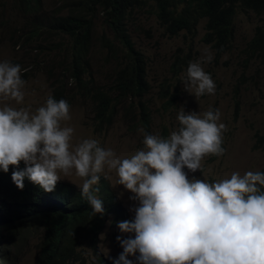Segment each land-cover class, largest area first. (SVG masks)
Returning <instances> with one entry per match:
<instances>
[{"label": "clouds", "instance_id": "9594fccd", "mask_svg": "<svg viewBox=\"0 0 264 264\" xmlns=\"http://www.w3.org/2000/svg\"><path fill=\"white\" fill-rule=\"evenodd\" d=\"M212 58L205 53L181 76L184 90L198 101L215 94V82L202 67ZM21 71L19 64L0 61V169L16 166L12 180L20 189L27 177L52 192L61 178L74 175L82 180L81 195L93 215L105 212L95 195L100 189L94 188L102 176L133 193L129 199L139 202L130 209L134 218L117 222L130 235L116 237L123 251L115 264H264V172H233L209 182L189 179L185 171L200 170L206 177L204 158L224 155L226 125L218 109L198 113L181 107L178 128L167 137L141 128L144 147L120 157L94 138L73 143L64 99L49 94L35 111L7 103H24Z\"/></svg>", "mask_w": 264, "mask_h": 264}, {"label": "rangeland", "instance_id": "374dc122", "mask_svg": "<svg viewBox=\"0 0 264 264\" xmlns=\"http://www.w3.org/2000/svg\"><path fill=\"white\" fill-rule=\"evenodd\" d=\"M17 0H0V61H9L21 66V76L25 80V100L22 105L10 101L13 107H28L32 111L41 106L46 97L54 94L56 85L63 87L70 99L71 120L65 122L75 129L73 143L85 138L98 140L102 147L112 148L118 156L127 157L142 149L143 133L139 130V107L132 108L127 115L120 111L108 129L96 131L92 120V104L78 95V90L69 79L68 65L71 61V39L56 33L36 35L29 31V19L16 6ZM43 14L68 12L66 0H43ZM158 17L154 0H145L134 9L126 21L128 32L137 49L145 56L148 66V80L151 90L147 102L152 109V133L167 137L171 130L178 128L177 114L181 107L186 112L203 113L208 109L220 111V121L226 125L223 132L225 149L223 156H206L202 161L207 176L200 170L188 172L189 179L206 178L209 182L230 177L233 172L243 175L247 171L264 168V151L255 148L258 134H264V63L259 54L248 50L256 28L264 26V13L237 7L234 35L228 49L220 51L204 40L206 20H200L194 34L185 31L169 35ZM104 36L113 40L115 49L122 52V44L99 15L95 20L93 46L90 56V75L98 83L109 86L117 60L104 45ZM205 53L212 55L210 63H203L204 70L215 82L214 95L205 94L198 101L194 95L184 90L181 76L186 73L190 62L199 61ZM182 65L174 70L175 62ZM169 88L168 97H176L174 105L165 107L163 87ZM166 94V93H165ZM4 102H0V107ZM113 180L115 174L113 173ZM101 177L100 182L102 181ZM81 189L82 180L74 175L61 178ZM74 181V182H73ZM111 185V183H110ZM97 186V185H96ZM95 187V186H94ZM112 187V185H111ZM131 216L130 209L138 206V201L130 200L133 195L123 186L112 187ZM45 228L35 223L27 232L22 246L13 243L11 264H38L40 246ZM122 234L117 225L107 221L96 240L97 250L87 237L81 239L70 260V264H101L103 257L107 264H115L123 251L116 237ZM135 259L134 257H129Z\"/></svg>", "mask_w": 264, "mask_h": 264}, {"label": "trees", "instance_id": "16d2710c", "mask_svg": "<svg viewBox=\"0 0 264 264\" xmlns=\"http://www.w3.org/2000/svg\"><path fill=\"white\" fill-rule=\"evenodd\" d=\"M66 13L43 14V0H17L16 6L29 19V31L36 35L56 33L71 39V61L68 65L69 79L75 84L78 95L92 104V120L96 131L108 129L120 111L124 114L139 107V123L146 133H152V109L147 102L151 90L148 80V66L144 54L135 47L128 32L126 21L131 12L145 0H66ZM158 17L169 35L182 31L194 34L200 20L205 19V42L223 51L228 49L234 35L237 7L264 13V0H154ZM103 16L104 24L114 33L122 46V52L115 49L113 40L104 36V45L117 60L109 86L98 83L90 75V56L96 18ZM248 50L259 54L264 63V26H258ZM175 62L173 69L182 65ZM165 98L169 88L163 87ZM54 98L70 103L63 87L56 85ZM176 97H168L165 107L174 105ZM255 148L264 151V134H258ZM25 167L21 162L20 169ZM8 172L0 169V264H11L13 243L22 246L27 239L26 232L35 223L45 228L40 246L38 264H70L77 253L82 238L92 240L98 252L96 240L111 217V223L133 219L104 178L95 187V195L102 199L105 212L93 215L91 205L81 195V189L59 180L55 190L44 191L27 177L20 189ZM264 172V168L260 170ZM94 187V188H95ZM23 248V246H22ZM101 264H107L103 257Z\"/></svg>", "mask_w": 264, "mask_h": 264}]
</instances>
